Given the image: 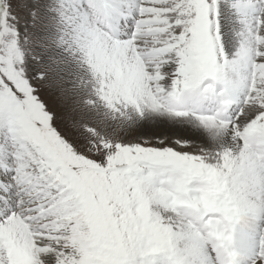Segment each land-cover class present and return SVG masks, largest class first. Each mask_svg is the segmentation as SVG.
<instances>
[{
  "label": "snow or ice",
  "instance_id": "1",
  "mask_svg": "<svg viewBox=\"0 0 264 264\" xmlns=\"http://www.w3.org/2000/svg\"><path fill=\"white\" fill-rule=\"evenodd\" d=\"M0 264H264V0H0Z\"/></svg>",
  "mask_w": 264,
  "mask_h": 264
},
{
  "label": "rangeland",
  "instance_id": "2",
  "mask_svg": "<svg viewBox=\"0 0 264 264\" xmlns=\"http://www.w3.org/2000/svg\"><path fill=\"white\" fill-rule=\"evenodd\" d=\"M138 135H140L139 132H133V133H132V136H133V137L138 136ZM145 136H146V137H147V136H151V132H146V133H145Z\"/></svg>",
  "mask_w": 264,
  "mask_h": 264
},
{
  "label": "bare ground",
  "instance_id": "3",
  "mask_svg": "<svg viewBox=\"0 0 264 264\" xmlns=\"http://www.w3.org/2000/svg\"><path fill=\"white\" fill-rule=\"evenodd\" d=\"M146 132H151V131H150V130H146ZM146 132H145V133H146Z\"/></svg>",
  "mask_w": 264,
  "mask_h": 264
}]
</instances>
